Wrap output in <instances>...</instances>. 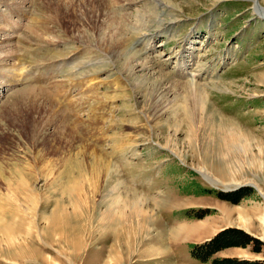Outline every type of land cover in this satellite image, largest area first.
Returning <instances> with one entry per match:
<instances>
[{"label": "rangeland", "instance_id": "obj_1", "mask_svg": "<svg viewBox=\"0 0 264 264\" xmlns=\"http://www.w3.org/2000/svg\"><path fill=\"white\" fill-rule=\"evenodd\" d=\"M23 1L0 0V28L8 32L12 40L2 42L1 39L0 42V88L7 78L18 80L19 73L22 80L28 71L29 66L26 65L30 63L37 65L35 74L42 73L34 81L30 80V85L19 82L17 86L0 89V166L5 170L18 169L37 176L31 183L38 189L43 184L37 179L39 169H35L39 167L35 158L40 150L44 158L54 159L73 155L76 150L71 148L86 144L101 150L102 156L119 166L120 180L127 184V188L150 198H164L148 238L135 243L132 251L120 253L115 264H158L160 260L147 256L164 252L160 236L167 238L169 233L166 230H170L167 228L175 224L187 228L179 236L183 242L178 247L172 246L169 258L167 252L161 258L162 263L167 264L171 259L172 264H211L215 259H227L229 264H264V21L257 18L261 16L264 19V0L258 1L260 11L254 6L255 0H105L107 14L117 15L119 22L124 20L133 26L132 32L148 25L146 16L151 10L170 16L160 28H148L134 38L128 36L126 39L131 42L129 52L135 54L138 61L152 64V77L155 79L161 76L174 84L190 85L191 93L193 85L198 86L218 114L231 119L244 133L254 137L258 146L253 143L252 152L258 155V168L243 166L235 177V181L240 182L238 185L232 183L227 172L224 174L222 165L216 166L208 155L200 154L198 150L193 152L186 138L185 126L176 132L173 148L166 147V141L173 136L174 130L160 126L159 122L166 120L171 123L174 115L167 113V119L164 116L160 120L148 121L143 113L144 90L136 95L134 84L116 67L113 58H107L106 44L99 39L100 33L96 29H101L104 35L108 34V29L103 25H89L84 12L79 9V3H83L76 1V12L60 14L54 11L58 25L47 7L55 0ZM36 1H40L38 5ZM24 8L26 12L22 11ZM110 15L102 16L101 20ZM26 24L27 29L34 28L41 39L36 38V41L27 36ZM83 33L89 34L85 36ZM23 55L28 57L27 64L19 65V57ZM10 56H16L18 62L10 61ZM109 61L112 65L102 64ZM44 62L49 63L44 68L48 69L46 72L39 67ZM31 69L32 66L29 71ZM58 80L64 82L63 85L58 84ZM42 83L46 85L42 86ZM27 89L37 90V93L48 89L49 92H44L46 95L43 96L48 104L46 107L58 119L66 121V115V122L78 138L73 139L68 132L62 133V138L51 136L54 127L47 132L41 131L36 137L31 133L28 122L24 121L21 133L26 141H17L15 137L20 127L17 120L20 117L16 114L20 107L19 110L27 108L25 99L43 105L39 95L26 97ZM176 91L178 95L182 92L180 89ZM113 93L118 95H115V100L112 99ZM180 114L176 113L178 117ZM86 118L88 120L84 122ZM114 146L124 150L118 151L119 148L113 152ZM88 161L92 158L89 157ZM203 166L215 178L204 175ZM192 183L196 184V194L191 192ZM217 185L218 189L214 188ZM242 185L235 193L221 191ZM101 186L100 180L96 203H101L103 197ZM0 189L2 195L6 194L2 183ZM53 207L49 202L42 212L49 213ZM39 209L34 213L38 221L42 219ZM34 214H25L27 226L33 224L31 216ZM204 224L206 228L201 230ZM244 236L250 239L248 243H243ZM45 238V242H41L33 233L31 242L35 251L26 253V256H0V264H109L107 261L112 256L109 247L113 237L103 236L97 230L84 234L81 249L75 250L77 253L72 257L69 253L72 249L64 246L61 240ZM214 239L228 245L214 251L203 262L196 253L204 252V245ZM166 243L168 241L165 249Z\"/></svg>", "mask_w": 264, "mask_h": 264}, {"label": "bare ground", "instance_id": "obj_2", "mask_svg": "<svg viewBox=\"0 0 264 264\" xmlns=\"http://www.w3.org/2000/svg\"><path fill=\"white\" fill-rule=\"evenodd\" d=\"M76 1L77 0H55L47 6L48 11L50 15H53L54 11L60 12V14L71 13L74 11ZM23 2L25 3L26 1L24 0ZM39 2H37V5ZM79 2L83 3H79V5H81L79 6V9L84 12V16L89 25L93 27H101L102 25L107 27L108 34L106 35L101 34V29H96L100 33L98 34L100 37L99 39L103 44H106L104 47L108 52L107 58L110 60L113 58L116 67L126 75L132 84H134L136 95L139 96V91L142 89L144 90L142 102L143 113L148 117V121L160 120L167 113H172L174 115V120L172 119L173 121H171V123L166 120L164 122H159L160 126H166L168 129L174 130L173 136H169L166 141V147H172V145H174L176 132L180 131L182 126H185L187 131L186 138L193 152L194 150H198V153L206 156L208 155L210 158L209 160L216 166L222 165L221 167L224 169V174L227 172L228 176L232 179L233 184H240V182L235 181V177L241 172L240 170L243 169V166L255 169L258 168L256 164V158H258V155H255L252 152L254 149L252 144L255 143L254 137L252 138L249 134L244 133L231 119L218 114L208 103L202 89L193 85V91L191 93L189 90L190 85L183 86L178 83L174 84L170 82L168 78L161 76L160 78L158 77L159 79H155L152 77L154 76L152 74L154 73L153 66H151L152 64L150 65L143 60L138 61L137 56L129 52V44H131V42L126 39L128 36H133L134 38L142 31L146 32L148 28H160L163 26V22L170 18L169 15L162 16L163 14L161 15V13H158L155 9L151 10L146 16L148 25L146 27H143L144 25H142L140 30L132 32L133 26L127 24L124 20L119 22L118 18H116L117 15L112 16L107 14V11H105L107 10V3L105 4V0H79ZM254 6L257 7V11H260L259 5L257 6V4L254 3ZM22 11L26 12V9ZM45 12L47 13V11ZM105 15L110 16L106 17L104 21L101 20V17H105ZM53 16L57 20H55L56 23L59 22L56 16ZM54 17H52V19H54ZM11 25H13V23H11ZM27 25L28 24L25 25L26 30H28L27 36L29 35V37H33L34 39L40 38V35L38 36L35 29H32V27L27 29ZM39 25H43V23L39 22ZM58 25H60V23ZM85 30L87 29H84V31ZM7 33L8 32L1 30L0 28V42L1 39L2 42H5L3 40H11V37H8ZM84 34L86 36L87 33H83V35ZM88 37H90V35ZM31 44H33V42ZM11 52L9 54L12 55ZM15 57L13 58V56H10L8 59L13 62H18V59L16 60L17 57ZM24 57V55L22 58L19 57L21 60L20 64L18 63L19 65L27 64L26 58L28 57ZM48 64L49 63L44 62V64H40L39 67H43L41 70L46 72L48 69L44 68H46ZM102 64L110 65L111 61ZM26 66H29L28 71L23 75L22 80L20 79L22 75L19 73L18 80L13 76V78H7L4 80L5 85H1L2 87L0 89L17 86L19 85V82H21V84L24 82L29 84L31 83L30 80L34 81L39 73H42L39 72L35 74L38 70L36 69V64L32 65L30 63V65ZM30 66H32L31 71H29ZM104 67L105 66L100 69ZM12 71H14V69ZM45 83H42V86H45ZM63 83L64 82L60 81L58 84L63 85ZM38 86H41V84H38ZM59 86L56 87L59 88ZM25 88H28L27 85ZM178 89L182 90L180 93L181 96L178 95L179 92L176 91ZM27 92L28 94H25L26 97H37L39 95L40 101L43 105L39 106L37 102L32 103L25 99L27 108L19 110L20 107L16 114H19L18 116L20 117L18 118L19 120H17L20 124V127H18L19 132L17 131L18 134L15 137L17 141L22 142L24 140L23 134L21 133L22 129L25 127L23 126L24 121L28 122L31 127V133L36 135V137L41 134V131L47 132L51 127H54L51 136H57V138L61 136L62 138V133L68 132L73 139L74 137L78 138L76 132H74L72 127L66 122L68 120L66 115H64L66 121L58 119V117L46 107L48 104L44 98L46 95L44 92H49L48 89L44 92L38 91V93L37 90L27 89ZM115 95L117 94H112L113 98H111L113 100H115ZM49 101L50 100H48V102ZM49 103L51 104L52 102ZM173 108H176V110ZM177 112L181 113V116L179 115L178 117L176 115ZM91 119L89 120L91 121ZM87 120L88 118H86L84 122ZM153 127H155V125ZM43 137L45 138V136ZM34 140L37 139L35 138ZM37 142L36 144H38ZM72 145L74 146V144ZM255 146H258L257 143H255ZM262 146L264 149V145ZM87 147H90L91 149H88ZM71 149L76 150H73V155H67L66 153L67 156H56L57 158L54 159L51 157V159L44 158V155L42 154L43 152L41 150L38 152V157H36L35 160H37L36 163H38L39 167L35 169H39L37 179L40 181L42 180L43 182L38 189L31 183V180H36L37 176H33L32 173L29 172L23 173L18 169L5 170L0 166V184L2 183L6 190V194L2 195L0 189V256H26V253L35 251L32 250L33 244L31 242V237L34 233L37 238H40L38 240L41 242H45L44 237L49 240L58 239L59 242L61 240L64 246L72 249L71 252L69 251L72 257L74 253L78 252V249H81L84 234L93 233L97 230L103 236L110 235L113 237L112 244L109 247L112 256H110V259L107 262L109 264H115L114 262L117 261L120 253L132 251L131 248L135 246V243H141L150 235L155 219L154 217L157 210L163 206L162 199L164 198L161 196L150 198L139 191L127 188V186H125L127 184L124 185L121 181L122 179L120 180L119 166L117 167V165L111 163L106 157L102 156V153H100L101 150L86 144ZM122 149L124 150V148L120 146L118 148L117 146H114L112 150L113 152H117V150L120 151ZM26 151H28V149H26ZM89 157L90 159L92 158V161H88ZM259 157L260 159L262 158L261 152L259 153ZM205 166H203L201 170L204 175H210L209 169L207 170ZM219 169L221 170V168ZM217 172L219 173V171ZM210 176L215 178L213 173ZM100 180L102 183L101 188L103 191V197L100 199L101 203H96L95 195L97 189H99ZM215 180L217 179H214V181ZM214 188H218V185ZM261 194L263 193L261 192ZM49 202H52L54 206L53 209L50 210L49 213L42 212L47 208ZM39 207L41 209H39ZM38 209L39 215L42 217L39 221L37 220V214H34ZM26 213L34 214L31 216L33 224L30 223V226L26 225ZM262 221L264 228V219ZM185 229L187 228L180 225L171 228L169 231L174 238H177ZM25 231L27 232L23 233ZM75 250L77 252H75Z\"/></svg>", "mask_w": 264, "mask_h": 264}, {"label": "crops", "instance_id": "obj_3", "mask_svg": "<svg viewBox=\"0 0 264 264\" xmlns=\"http://www.w3.org/2000/svg\"><path fill=\"white\" fill-rule=\"evenodd\" d=\"M193 184V183H192ZM196 189H197V187H196V184H193V186H192V190H191V192H193V193H195L196 194ZM200 222H202V221H200ZM199 222V223H200ZM205 223V222H204ZM196 224H198V223H196ZM196 224H193L192 226H195ZM177 226H180V224H175L174 226H171V227H169V228H167V229H171V228H174V227H177ZM191 226V225H190ZM206 228V224H204L203 225V228L201 229V230H204ZM200 230V231H201ZM199 231V232H200ZM165 232V231H164ZM166 232L167 233H169V234H166L167 235V238H165V235H164V237L161 235L160 236V240H161V247H162V249H164V252H162V253H160V254H156V255H148L147 257L149 258V257H153V258H155V259H157V261L158 260H160V261H158L159 263L158 264H161L162 263V260H161V258L162 257H164L165 255H166V253L168 252V258H169V252L171 251V250H173V249H171L172 248V246L173 247H178L182 242H183V240H180L181 238H179V237H177V238H174L173 236H172V233H170V231H167L166 230ZM208 240V239H207ZM166 241H168V243H166L167 244V246H166V249H165V242ZM175 251H177V250H175ZM178 252V251H177ZM171 260V259H170ZM169 259H168V261L169 262H167V264H172V262L170 261ZM150 261V260H149ZM156 261V260H155ZM162 264H165L164 262L162 263Z\"/></svg>", "mask_w": 264, "mask_h": 264}, {"label": "trees", "instance_id": "obj_4", "mask_svg": "<svg viewBox=\"0 0 264 264\" xmlns=\"http://www.w3.org/2000/svg\"><path fill=\"white\" fill-rule=\"evenodd\" d=\"M235 196V194H234ZM237 196V195H236ZM223 197L227 198V195H223ZM236 198H234L235 200ZM243 238V243L246 242L248 243V241L250 240L249 238H247L246 236L242 237ZM216 239V238H215ZM210 241L211 243L206 244V246L204 245V247L202 249H206L204 252L200 253L197 251L196 255L198 258H200L201 260H203V262H205L207 260V258H209L210 254H212L214 251H217L219 248L221 247H226L228 245L227 242H223L222 244L217 243V241ZM230 262L227 261V259L225 260H221V259H215L211 262V264H229Z\"/></svg>", "mask_w": 264, "mask_h": 264}, {"label": "water", "instance_id": "obj_5", "mask_svg": "<svg viewBox=\"0 0 264 264\" xmlns=\"http://www.w3.org/2000/svg\"><path fill=\"white\" fill-rule=\"evenodd\" d=\"M259 0H255V4H257V6L259 5V2H258ZM245 186V185H244ZM241 187H243V186H239V187H237V188H235V189H233V190H226V191H224V192H232V191H236V190H238V189H240Z\"/></svg>", "mask_w": 264, "mask_h": 264}]
</instances>
